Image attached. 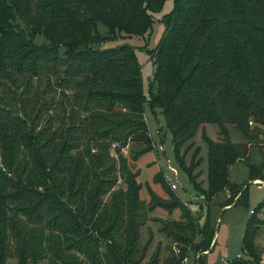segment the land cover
I'll return each instance as SVG.
<instances>
[{"label":"trees","instance_id":"obj_1","mask_svg":"<svg viewBox=\"0 0 264 264\" xmlns=\"http://www.w3.org/2000/svg\"><path fill=\"white\" fill-rule=\"evenodd\" d=\"M164 1L0 0V76L14 82L13 72L25 73L27 83L32 77L38 82L45 77L49 88L54 77L51 102L60 105L59 122L65 125L42 143L33 127L22 132V143L17 132L9 135L6 127L1 128L0 264H10L11 237L17 264L43 260L82 264L67 258L68 249L90 264L140 262L144 250L133 259L144 224L138 212L139 171L131 172L124 158L117 167L107 149L112 140L120 143L119 151L133 139L145 145L143 151L151 150L144 119L147 102L153 111L161 109L176 159L204 200L225 190L224 209L248 206V185L229 179L230 167L240 160L252 180L264 181V167L250 163L247 145L232 142L228 129L233 125L248 135L249 122L264 128V0H173L170 12L162 16L161 41L150 51L156 66L155 90L145 94L134 48L127 43L100 45L120 34L146 37L153 28V14ZM99 23L107 28L106 36L99 33ZM37 35L47 43H35ZM56 90H60L58 103ZM206 124L217 126L220 140L205 133ZM199 129L207 146L206 188L194 173L201 162L198 157L193 163L198 146L189 166L180 155L183 144ZM23 148L27 161L19 169ZM117 172L125 188L113 191ZM153 181L162 182L158 172ZM162 188L173 199L163 207L169 211L180 207L188 222L185 227L198 230L197 217L193 225L187 216L190 210L163 182ZM148 192L151 201L156 194ZM108 193L110 200L104 203L102 197ZM262 208L264 201L251 210L243 233V254L248 259L236 257L230 264H264L254 243L264 225L255 212ZM168 222L175 232L171 236L178 239L184 232L181 223ZM199 228L194 247L209 250L214 229L208 223ZM183 242L192 246L189 240ZM185 251L180 250V259L169 258L165 264H183Z\"/></svg>","mask_w":264,"mask_h":264},{"label":"rangeland","instance_id":"obj_2","mask_svg":"<svg viewBox=\"0 0 264 264\" xmlns=\"http://www.w3.org/2000/svg\"><path fill=\"white\" fill-rule=\"evenodd\" d=\"M173 7V0H165L161 9L153 14L154 23L151 32L146 37H127L120 34L114 38H108L101 42V47H111L122 43H127L134 48L137 61L141 67V77L143 82L144 93L149 90H155L154 73L155 63L154 57L150 51L156 49L165 31V26L162 22V16ZM98 31L101 36L107 35V28L102 24H98ZM37 44L47 43L42 35H37L34 38ZM14 82L0 76V139L3 136L1 128L6 127L9 135L18 137L21 142V135L24 131H29L33 127L40 132L39 143L44 142L52 136L55 131H63L65 125L59 122V118L63 116L60 105L54 106L51 102V96L55 85L54 77L51 76V86L46 87L45 77H41L38 82L36 77H32L27 83L29 77L23 73H12ZM60 90H56L55 100H60ZM67 93H71L67 90ZM17 117V121L11 117ZM144 119L147 123L148 132L150 134L151 150L143 151L145 145L129 139L125 147L118 151L117 147L112 148L109 142L108 154L109 157L116 161L119 167L120 158L127 160V166L131 172L139 171L137 180L141 183L139 191L140 207L138 212L143 215L144 224L139 228L138 252L133 258L136 260L144 250V257L138 264H149L153 260L155 264H165V260L169 258L181 257L180 250L185 248V256L182 259L183 264H230L236 260L238 254H242V259H248V255L243 254V233L246 223L251 217V210H254L261 202L264 201V181L261 179L252 180L248 166L242 162H236L230 167L229 179L232 183L248 185V206L230 207L224 209L221 205L228 198V192L223 191L214 196L210 201H206L202 196H199L189 182L188 176L179 165L174 146L171 140V134L166 128L165 118L160 108H155L153 111L147 102L144 107ZM10 122H16L12 125ZM229 136L232 142L245 144L249 151V160L251 164L262 165L264 167V128L254 122H249L248 135L243 134L233 125H228ZM205 133L212 139L220 140L218 128L215 124H206ZM54 136V135H53ZM54 140L61 141L57 136ZM108 143V140H104ZM192 143V144H191ZM120 145V143H119ZM199 148V154L193 160L196 162L200 157L201 162L194 168V173H197V180L203 188L207 186V146L201 136V130L195 134L194 138L185 142L180 150V155L186 166L190 165L191 158L195 147ZM22 147V144H21ZM119 147V146H118ZM82 148V147H81ZM78 148L79 151L82 149ZM54 151V148H52ZM20 161L18 162L19 169L23 167L27 161L25 153L27 150H21ZM73 151V150H72ZM76 151V150H75ZM136 156L134 160L133 157ZM166 166L168 167L170 177L176 184V189L172 190L169 182L166 180ZM118 169V168H117ZM264 171V169H263ZM162 177V182L165 187L176 194L183 202V206L189 209L188 220L194 225L195 216L197 217L198 230L206 223L214 229L211 247L209 250L201 251L196 249L199 243L200 236L197 235L198 230L193 231L188 227V222L183 216L184 212L180 207H174L172 210H167L163 206L170 205L173 201L162 188L161 183H155L153 176L156 173ZM118 180L112 188L113 191L125 188V183L119 172L116 173ZM148 190H152L156 195L150 201ZM104 203L109 202V193L102 197ZM153 206V210L149 207ZM256 216L264 219V208L255 212ZM25 220L24 216H20ZM168 221H176L181 223L182 234H179L178 239L171 236L175 235L173 228ZM193 227L192 224L190 226ZM162 228H164L162 230ZM179 232V233H181ZM181 238V240L179 239ZM184 240L191 241V245L185 244ZM255 247L258 254L264 260V225L260 226L255 238ZM14 241L10 238V251L12 255L8 258L10 264H17V258L14 254ZM64 246V245H63ZM67 258L78 263L90 264L86 258L75 250L68 249ZM103 251V247H101ZM30 264V263H28ZM39 264H47L45 260Z\"/></svg>","mask_w":264,"mask_h":264},{"label":"built area","instance_id":"obj_3","mask_svg":"<svg viewBox=\"0 0 264 264\" xmlns=\"http://www.w3.org/2000/svg\"><path fill=\"white\" fill-rule=\"evenodd\" d=\"M111 146H112V148H116V147H118L119 146V143L117 142V141H113V143L111 144ZM166 175H165V178H166V180L169 182V184H170V187H171V189L172 190H175L176 189V184L173 182V180H172V178L170 177V172H169V170H168V167L166 166ZM252 212V211H251ZM242 256V254H238L237 255V257H241Z\"/></svg>","mask_w":264,"mask_h":264}]
</instances>
